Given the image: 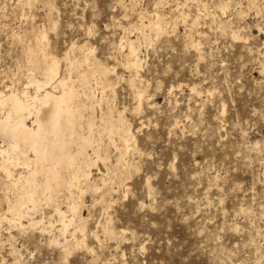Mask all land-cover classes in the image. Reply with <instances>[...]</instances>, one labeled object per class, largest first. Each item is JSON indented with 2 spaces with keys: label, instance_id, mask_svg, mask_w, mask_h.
<instances>
[{
  "label": "rangeland",
  "instance_id": "1",
  "mask_svg": "<svg viewBox=\"0 0 264 264\" xmlns=\"http://www.w3.org/2000/svg\"><path fill=\"white\" fill-rule=\"evenodd\" d=\"M156 14L160 36L148 28ZM44 32L61 72L80 48L114 69L102 109L124 119L134 143L127 152L117 135H97L114 182L101 191L107 211L84 197L88 248L65 260L49 245L59 226L26 234L3 221L0 264H264V0H0V94H36L29 80L44 76L28 70L24 46ZM128 40L138 70L127 66ZM122 153L127 176L115 168ZM92 174L100 180L104 165ZM106 225L124 237L110 240Z\"/></svg>",
  "mask_w": 264,
  "mask_h": 264
},
{
  "label": "bare ground",
  "instance_id": "2",
  "mask_svg": "<svg viewBox=\"0 0 264 264\" xmlns=\"http://www.w3.org/2000/svg\"><path fill=\"white\" fill-rule=\"evenodd\" d=\"M227 8L226 3L220 7L223 12ZM153 19L155 22L148 27L150 32L156 36L164 34L167 27L163 16L156 14ZM127 43V66L138 70L142 64L138 48L134 42L128 40ZM80 50L84 54L81 60L66 54L65 71L61 72L60 60L49 50L47 33L37 34L34 46H24L28 70L44 76L43 81L29 80L36 94H31L27 88L0 94V174L4 179L6 206V212L0 216V227L6 221L11 230L26 234L27 231H40L44 235L59 226L58 236L53 237L49 245L59 248L65 260L76 250L88 248V221L81 214L85 195L91 193L98 197L94 205L100 204L105 211L110 207L106 192L101 191L112 186L114 181L109 160L101 157L102 145L97 135L107 133L110 138L117 135L126 150L134 143L130 130L123 129L120 133V123L124 119L116 120L112 109H102L106 92L113 88L109 75L114 69L97 63L91 49ZM136 94L141 106L143 94L140 91ZM100 163L106 174L100 180H93L92 168ZM115 168L123 176L132 168L124 153ZM123 184L124 179L119 185ZM46 207L52 210V216L44 213ZM103 231L110 240L122 239L125 234L110 225ZM10 238L14 239L12 235ZM17 251L13 249L16 256L19 255Z\"/></svg>",
  "mask_w": 264,
  "mask_h": 264
}]
</instances>
